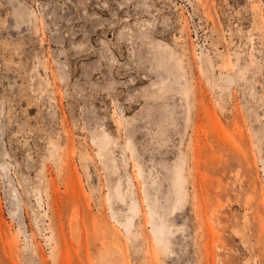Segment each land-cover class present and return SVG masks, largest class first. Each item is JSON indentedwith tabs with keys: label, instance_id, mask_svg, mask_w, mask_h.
<instances>
[{
	"label": "rangeland",
	"instance_id": "obj_1",
	"mask_svg": "<svg viewBox=\"0 0 264 264\" xmlns=\"http://www.w3.org/2000/svg\"><path fill=\"white\" fill-rule=\"evenodd\" d=\"M112 245L264 264V0H0V264Z\"/></svg>",
	"mask_w": 264,
	"mask_h": 264
},
{
	"label": "bare ground",
	"instance_id": "obj_2",
	"mask_svg": "<svg viewBox=\"0 0 264 264\" xmlns=\"http://www.w3.org/2000/svg\"><path fill=\"white\" fill-rule=\"evenodd\" d=\"M27 15V14H26ZM29 20V16H25V14L21 13L20 16L17 18V23H26ZM201 59V57H200ZM200 71L202 73H204V69L201 68ZM234 133V131H232V134ZM113 151H106V153L104 154V158H105V166L109 167L111 169L112 173H116L117 172V158L113 155ZM183 169H182V165L179 163L175 164V168H174V177L172 180V188H173V193L175 195V205L173 207V210H177L178 206H182L183 205V201L185 198V190H184V183H185V179L183 176ZM235 183V182H234ZM155 185V181L152 180V186ZM115 195L116 197L121 201V202H125V195L123 194L122 190H121V183L120 181L117 182V184L115 185ZM136 207V206H135ZM121 225H123L124 228L128 229L131 227L132 225V218H130L129 216H127L125 218V220L123 222H121ZM141 233H142V229H140ZM154 231L161 233L162 232V227L160 225H156L154 226ZM104 252L101 256L102 259V264H112L110 261V256L114 255L115 256V260L119 261V263H122V254L123 251L121 249L120 246L118 245H112V247H105L104 248Z\"/></svg>",
	"mask_w": 264,
	"mask_h": 264
}]
</instances>
